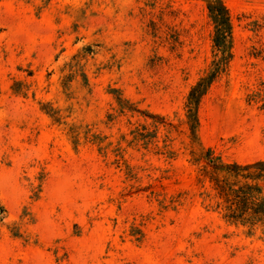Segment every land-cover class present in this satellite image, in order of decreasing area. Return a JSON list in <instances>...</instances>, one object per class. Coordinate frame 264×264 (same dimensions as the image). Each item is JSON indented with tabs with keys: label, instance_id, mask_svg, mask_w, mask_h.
I'll return each instance as SVG.
<instances>
[{
	"label": "rangeland",
	"instance_id": "1",
	"mask_svg": "<svg viewBox=\"0 0 264 264\" xmlns=\"http://www.w3.org/2000/svg\"><path fill=\"white\" fill-rule=\"evenodd\" d=\"M223 1L225 54L204 0H0V264H264L203 169L264 160V0Z\"/></svg>",
	"mask_w": 264,
	"mask_h": 264
},
{
	"label": "trees",
	"instance_id": "2",
	"mask_svg": "<svg viewBox=\"0 0 264 264\" xmlns=\"http://www.w3.org/2000/svg\"><path fill=\"white\" fill-rule=\"evenodd\" d=\"M215 25L214 46L223 54L232 38V19L229 8L223 0H204ZM209 73L191 90L188 106L196 115L198 95L214 77ZM195 107V112L193 111ZM204 171L219 197L217 207L229 223L248 227L252 233L257 227L264 233V160L252 164L225 163L213 157V150L206 152Z\"/></svg>",
	"mask_w": 264,
	"mask_h": 264
}]
</instances>
